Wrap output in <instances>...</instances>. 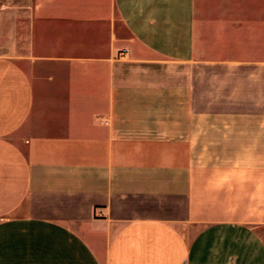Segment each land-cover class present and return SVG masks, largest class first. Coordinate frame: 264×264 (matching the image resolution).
Instances as JSON below:
<instances>
[{"label": "crops", "instance_id": "0c3cea01", "mask_svg": "<svg viewBox=\"0 0 264 264\" xmlns=\"http://www.w3.org/2000/svg\"><path fill=\"white\" fill-rule=\"evenodd\" d=\"M0 264H264V0H0Z\"/></svg>", "mask_w": 264, "mask_h": 264}]
</instances>
